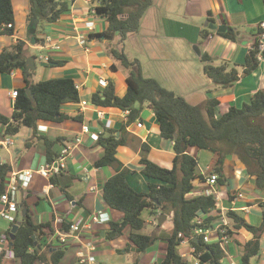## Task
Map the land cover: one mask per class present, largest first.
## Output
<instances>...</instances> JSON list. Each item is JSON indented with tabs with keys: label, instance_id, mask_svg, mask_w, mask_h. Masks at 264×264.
Instances as JSON below:
<instances>
[{
	"label": "crops",
	"instance_id": "obj_1",
	"mask_svg": "<svg viewBox=\"0 0 264 264\" xmlns=\"http://www.w3.org/2000/svg\"><path fill=\"white\" fill-rule=\"evenodd\" d=\"M11 1L15 33L0 34V52L9 48L17 40L25 41L26 55L35 57V69L32 70L33 81L71 77L79 92L78 101L62 104L61 111L68 115V118L60 122L40 121L38 123L41 129L37 131V136L31 140L32 145L29 147L25 146V142L31 136V129L22 127L18 133L20 138L15 141L14 138L4 134V126L0 123V161L8 163L11 170H35L47 162L42 137L52 141L59 140L52 148L55 156L63 147L73 143L77 136L81 137V141L73 144L70 149L65 169L55 176V184L36 174L28 188L20 189L18 192L19 209L25 208L34 223L51 222L54 229V234L47 235L45 240L43 238L41 241L35 240V245H39L40 251L49 248V252L51 248L57 246L65 247L62 263L78 264L79 241L74 237L67 238L61 243L55 232L58 226L56 227L54 218L61 216L68 225L75 222L82 224L88 222L92 214L102 211L109 216L107 223L93 224L89 229H83L78 233V239L90 240L95 244V254L99 264L103 262L132 264L134 260H138L137 264H153L161 261L165 255L166 246L163 238L168 236L172 229L171 213L165 214L166 218L158 227L157 219L161 212L157 210L152 215L143 212L142 216L146 224L140 233L150 234L156 230L160 238L142 254L135 253L133 245L129 247L130 229L127 226L122 228L120 235L114 238L106 237V231L110 230L111 223H118L120 226L124 221L122 213L110 208L102 196L104 182L116 172V169L114 165L95 166V161L104 154V149L98 142L99 136L111 130L117 137H124L126 142L116 147L115 157L123 167L130 170L126 175L128 183L142 192L148 190L149 179L142 172V164L139 162L140 143H146L149 146L146 157L150 161L167 169L172 166L174 149L173 142L160 135L157 117L147 104H142L137 116L129 121L127 110L97 106L92 102V94L106 86L100 84V79H105L106 84L112 80L118 96H123L127 89V70L122 66L116 69L111 67L114 61L104 49L108 42L89 37V34L100 32L107 25L103 18L89 14L91 5L96 2L67 0L70 5L69 10L61 14L56 21L48 23L38 19L34 36L42 42L37 43L35 40V44H31L32 34H29L27 28L28 0ZM158 2L153 0V4L142 17L138 31L129 34L130 40L135 37L141 40L146 38L151 43L161 36L162 39L182 44V40L185 39L190 45H194L196 50L198 49L199 59L201 52H207L213 57L214 64L228 62L230 66L235 65L239 72V80L231 86H215L207 76L208 86L206 87L188 85L187 91L190 90V94H202L200 102L191 103L203 106L207 99L216 98L220 102L215 108V115L219 116L231 104L239 106L243 101H248L256 90L264 87L263 58L257 68L248 75L242 73L241 66L260 31L258 23L264 20V0H189V2L187 0L190 17L205 19L207 25H197L195 20L188 23L160 16ZM89 19L94 25L92 29L85 24ZM208 23H212L215 27H208ZM229 28L233 29L235 39H228L219 34ZM79 36L85 38L83 45L79 43ZM46 37H50L51 41H46ZM44 57L47 59L44 60ZM36 59L40 60V73H37ZM57 61L61 63L53 64ZM42 62L45 64L41 65ZM200 62L203 65L201 60ZM140 65L143 74L141 61ZM146 77L155 78L152 74ZM24 86L21 69H15L10 73H0V113L2 115L11 116L15 97H12L10 92ZM184 95L181 94L185 98ZM82 101H85L84 105ZM137 105L138 103H135V106ZM76 116L80 118L76 119ZM138 122L141 126H137ZM83 125L89 127V133H96L98 139H92L88 133L82 132ZM6 139L12 142L6 144L4 142ZM187 152L196 157L199 162L196 169L197 176L192 180V190L187 196L213 194L217 201L216 208L207 213L200 212L194 219L195 224L201 225L204 217L211 218L209 224L199 226L206 230V233H196L195 229L198 227L196 226L194 234L201 236L202 239L203 235H206L208 237L206 243L219 245L224 255L223 264H240L242 255L240 244L251 239L253 235L244 228H232L225 212L228 209L237 211L249 224L258 225L262 219L261 203H264V194L256 189L253 177L247 174L244 164L235 155L229 154L224 158L222 174L214 184L209 185L207 177L210 174L214 154L207 149L195 146L188 147ZM215 174L218 176L217 173ZM238 191L243 192L241 198L235 197ZM221 220H225L227 227L232 231V234L229 233L227 243L220 240L216 228ZM16 221H21L17 215ZM10 227L11 223L0 217V264H21L9 248V241L2 240V237L8 236ZM126 251H130L128 260L124 255ZM178 251L189 264L192 256L187 240L181 241ZM46 255L48 256L47 253ZM33 264H46V262L36 260ZM250 264H264V232L260 237L259 252L251 259Z\"/></svg>",
	"mask_w": 264,
	"mask_h": 264
},
{
	"label": "trees",
	"instance_id": "obj_2",
	"mask_svg": "<svg viewBox=\"0 0 264 264\" xmlns=\"http://www.w3.org/2000/svg\"><path fill=\"white\" fill-rule=\"evenodd\" d=\"M96 2L94 17L103 18L107 25L100 32L89 34L90 38L108 42L104 49L113 59L111 67L122 66L127 70V89L123 96L115 93V85L109 80L106 86L92 94V102L97 106L115 107L129 112L128 120H133L140 111L142 104H147L157 117L160 135L173 142L174 158L170 169L161 167L150 161L146 154L149 146L140 143V164L142 172L148 177V190L137 191L127 181L126 175L130 170L123 167L115 157L116 147L124 144V137H117L113 131H106L99 136L98 142L104 149V154L95 161V166L114 165L116 172L110 176L102 186V196L106 204L122 213L124 223H111L106 237L114 238L121 234L123 227L128 226L130 246L135 247V253L145 252L158 238L156 230L150 234L140 233L146 221L142 214H155L157 210L164 214H172V229L165 241V255L163 259L153 264H187V260L179 253L178 246L187 239L191 254L199 258V264H223V252L218 244L206 243L201 236L194 234L196 226H206L210 217H204L201 225L195 224L198 213H207L216 208V198L213 194H198L188 197L192 190V180L197 176L198 159L187 152L188 147L195 146L207 149L214 154L209 173L222 174L224 158L233 154L244 164L247 174L253 177L256 189L264 194V87L256 90L248 101L237 106L231 104L221 115H215V108L219 104L216 98H209L203 106L189 102L183 96L163 86L153 77L142 74L138 58L127 57L124 51L125 41L129 34L137 32L142 17L153 4V0H92ZM67 0H28L27 21L32 17L44 22H54L61 14L69 10ZM12 23V26H8ZM31 35V30H28ZM15 33L14 11L11 0H0V34L13 35ZM235 39L233 29L219 33ZM36 42H42L35 36ZM114 41V42H113ZM27 43L17 40L9 48L0 52V73H10L21 69L25 86L17 89L10 117L0 113V123L4 126V134L12 137L20 132L22 127L31 129V136L27 138L25 146L32 145L31 140L37 136L40 121L60 122L68 115L61 111L63 103L79 100V92L71 77L47 78L33 81V71L26 73ZM257 39L244 57L242 73L250 74L260 62L257 57ZM264 59V51L261 52ZM203 62V73L218 87L233 85L239 80V72L235 65L222 61L213 63V57L207 52L200 53ZM57 61L53 64L59 65ZM29 87L34 95L30 98L25 88ZM135 103H138L135 106ZM76 119L80 117L76 116ZM41 138V137H40ZM45 147L46 160L51 161L56 156L53 146L59 140H49L42 137ZM11 171L8 163L0 161V194L5 190L6 179ZM55 184L56 179L50 177ZM22 205H25L22 203ZM21 205V206H22ZM261 222L258 225L249 224L237 211L228 209L225 216L232 228H244L253 236L242 242L241 263L250 264L260 249V237L264 232V203H261ZM12 226V225H11ZM63 228L69 229L68 223ZM7 240L9 248L21 264H33L36 260L46 264H63L62 258L65 247L57 246L40 251L34 241L46 239L54 234L51 222L34 223L27 213L21 215L13 240ZM114 230V231H112ZM232 234V231H228ZM32 235L35 238H32ZM128 247V248H129ZM128 248L126 250H128ZM32 249V251H31ZM44 252V253H43ZM48 254V256L46 255ZM134 260L132 264H137Z\"/></svg>",
	"mask_w": 264,
	"mask_h": 264
},
{
	"label": "built area",
	"instance_id": "obj_3",
	"mask_svg": "<svg viewBox=\"0 0 264 264\" xmlns=\"http://www.w3.org/2000/svg\"><path fill=\"white\" fill-rule=\"evenodd\" d=\"M92 1V0H90ZM95 4L91 5L89 9L90 16H93L95 13ZM86 26L89 29L94 27L92 20H87L85 22ZM8 26H12V23H8ZM258 28L260 31L256 35L257 39V49L258 54L257 57L259 60L262 59L261 52L264 51V20L258 23ZM79 43L83 45L85 43V38L83 36H79ZM46 41H51L50 37H46ZM43 58V57H42ZM47 57H44L46 60ZM100 84L103 86L106 85L105 79H100ZM12 97L17 95V90H13L10 92ZM82 104H85V101H82ZM137 126H141V123H137ZM41 128L38 126L37 130ZM82 132L88 133L92 139H98L96 133H89V127L87 125L82 126ZM81 141V137L77 136L73 143L69 144L66 147H63L59 154L51 161H47L44 164L40 165L39 168L33 169H20V170H11L6 179V186L5 190L2 194H0V217L4 218L8 222L13 223L16 222V215L18 212H21L19 209L18 204V192L20 189H26L30 185L33 177L36 174H39L43 178L50 179V177H54L59 175L66 167V158L70 154V149L72 148L73 144L78 143ZM6 144L11 143L10 139H6L4 141ZM207 168V167H206ZM217 175L215 173H210L207 177V181L209 185H212L216 182ZM243 196L242 191H238L235 194L236 198H241ZM109 221V216L107 213L102 211H97L96 213L92 214L90 220L85 223L75 222L69 224V229L66 231L63 229V224L65 223L63 217L56 216L54 218V223L56 225V234L58 240L63 243L67 238H76L79 241L80 249L77 252V262L78 264H99L96 254H95V244L90 240H80L78 239V233L81 232L83 229H89L93 224H103ZM227 222L221 220V222L217 225V231L220 237V240L223 243H227L230 237L229 228L227 227ZM196 233H206V230H203L201 227H196ZM2 240H7V237H2ZM203 240L207 242L208 237L203 235ZM193 248H190V254ZM192 259L190 260L189 264H199V258L194 257L192 254Z\"/></svg>",
	"mask_w": 264,
	"mask_h": 264
},
{
	"label": "rangeland",
	"instance_id": "obj_4",
	"mask_svg": "<svg viewBox=\"0 0 264 264\" xmlns=\"http://www.w3.org/2000/svg\"><path fill=\"white\" fill-rule=\"evenodd\" d=\"M158 3L160 16L187 21L188 23L195 20L197 25L205 24V19L190 17L187 0H160ZM130 39H126L124 51L127 57L138 58L142 62L144 76L152 74L166 88L179 95L185 94L184 96L189 102H200L202 94L193 95L190 94V90L187 91L188 85H197L201 88L208 86L207 77L202 71V64L194 45H190L185 39L182 40V44H179L174 41L170 42L168 39H162L161 36L151 43L146 38H144L146 41L141 40V38L136 39V37ZM36 67L37 73H40L41 66L38 59H36ZM35 75H37L36 72ZM12 138L17 141L20 136L17 134ZM17 217L21 219V212L17 213ZM124 255L128 260L130 251H126ZM102 264L106 263L103 262Z\"/></svg>",
	"mask_w": 264,
	"mask_h": 264
},
{
	"label": "water",
	"instance_id": "obj_5",
	"mask_svg": "<svg viewBox=\"0 0 264 264\" xmlns=\"http://www.w3.org/2000/svg\"><path fill=\"white\" fill-rule=\"evenodd\" d=\"M37 23H38V18L36 17H32L27 25V28L28 30H31L32 32V36L30 38V43L31 44H35V36H34V33H35V30H36V27H37ZM205 25H207V22L205 21ZM208 27L210 28H214L215 26L212 24V23H208ZM218 31H220V28H218ZM197 52H198V49H197ZM34 60H35V57L32 56V55H28L27 58H26V62H25V66H26V73H28L30 70H34L35 69V64H34ZM45 62H42L41 65H44ZM25 92L26 94L30 97V98H34V95L31 91V89L29 87H26L25 88ZM30 129V128H29ZM26 212V209L23 208L21 209V214L23 215L24 213ZM166 218L165 214L164 213H161L157 219V226L159 227V225L164 221V219ZM21 221H16L15 223L12 224L11 226V230H10V233H9V238L11 240H13L14 236H15V232L18 228V226L20 225ZM32 238H35L34 235H32ZM34 244H36V241H34ZM134 249V248H133ZM143 252H140V254H142Z\"/></svg>",
	"mask_w": 264,
	"mask_h": 264
}]
</instances>
